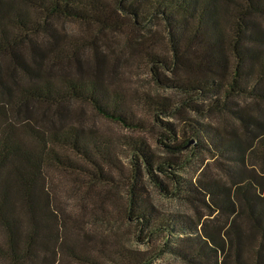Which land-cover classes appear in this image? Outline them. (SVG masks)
I'll use <instances>...</instances> for the list:
<instances>
[{
    "label": "trees",
    "instance_id": "16d2710c",
    "mask_svg": "<svg viewBox=\"0 0 264 264\" xmlns=\"http://www.w3.org/2000/svg\"><path fill=\"white\" fill-rule=\"evenodd\" d=\"M54 18L127 28L132 57L179 96L134 91L133 105L150 118L137 117L107 81L110 61L93 45V65L82 70L84 44L59 35ZM154 19L166 31L165 52L154 48ZM67 65L78 73L62 71ZM69 102L127 129L150 123L151 140L124 136L117 153L111 140L51 119ZM253 159L258 177L235 176L239 161ZM46 167L72 173L79 192L116 185L119 169L128 182L121 208L149 249L102 242L93 255L85 233L66 228ZM146 187L192 213L161 211ZM217 215L224 220L212 227ZM111 219L100 210L92 222ZM0 234V264H58L59 251L78 264H153L163 255L181 264H264V0H0Z\"/></svg>",
    "mask_w": 264,
    "mask_h": 264
},
{
    "label": "rangeland",
    "instance_id": "374dc122",
    "mask_svg": "<svg viewBox=\"0 0 264 264\" xmlns=\"http://www.w3.org/2000/svg\"><path fill=\"white\" fill-rule=\"evenodd\" d=\"M54 28L57 30L59 35H62L66 40L73 38H80V43L84 44V48L79 50L80 66L82 70H88L93 65L92 53L93 45L96 50H99L104 57L110 61L109 66L105 65L107 73H111L110 78L107 80L109 84L115 85L123 93L127 105H132L136 107L132 99L134 91L149 90L152 92H157L165 95L179 96L174 91L165 90L158 88L150 76L147 74V68L142 63L138 54L132 57L130 48L127 47L123 41L125 37L128 36V29L125 28L124 31H104L99 30L94 25H85L77 21L54 18L50 21ZM97 29V30H96ZM150 33L153 37L152 40L155 41L154 48L158 51H166V45L164 37L166 36V31L163 30V26L158 21L154 19L150 24ZM94 41V44H86L85 41ZM77 66L63 67L62 71H70L78 73ZM54 71H58L59 68L54 67ZM64 114H52V107H47V112L53 115L51 119L55 120L57 124H70L80 127L85 130L87 134L98 138V139H109L115 144V151L117 153H124L125 151L122 146L124 136H137L145 137L148 141L151 140V135L154 132V127L152 124L148 123V129L145 130H132L124 128L114 122L102 118L96 112L93 111L90 105L81 102H69L67 103ZM41 110V107H36V111ZM137 117H142L148 119L147 115L143 114L142 110L135 108ZM202 120L201 118H198ZM152 119H150L151 121ZM169 120L176 121L174 118ZM91 131V133H88ZM154 145V144H153ZM162 150H158L160 152ZM125 155L121 156L122 165L118 164L119 169H123L126 172L127 159L124 158ZM211 171H214L215 175L220 174L219 166L213 161H208ZM238 169L235 171V176L240 173H246V175H255L258 177L257 173H262L259 159L248 160L246 164L238 162ZM117 169L113 172V177L117 182L116 185H105L102 184L93 186L92 189L84 190L81 188L79 192L75 189V183L72 179V173L65 171H60L53 169L51 167L45 168V177L49 184H51L52 194L56 206L62 210L64 214L63 217L66 220V228L72 233H85V239L90 240L88 245H94L91 250L95 254V245L102 242L111 246L112 241L118 243H123L125 245H130L133 248L138 249H149L150 244L146 245L143 242H139L136 238L137 227L133 220H128L123 212L121 206L125 201V193L127 191L128 182L124 178L120 170ZM233 174V175H234ZM262 175V174H260ZM147 188V194L150 196V200L153 204L161 211L168 212H185L186 214H191L192 210L185 204L159 194L156 190L150 187ZM99 200V201H98ZM104 205V206H103ZM101 207H103L101 209ZM100 210L107 211L110 216L113 217L109 224H96L92 221L94 217L98 215ZM207 216L204 219L207 220ZM216 219L207 221L209 225L215 227L224 220V217L217 215ZM1 236V234H0ZM157 240V239H156ZM158 241V240H157ZM69 258V257H68ZM58 264H78L73 261H68L65 255L62 256V252L59 251L57 257ZM71 260V259H70ZM153 264H181L174 259L163 255Z\"/></svg>",
    "mask_w": 264,
    "mask_h": 264
}]
</instances>
